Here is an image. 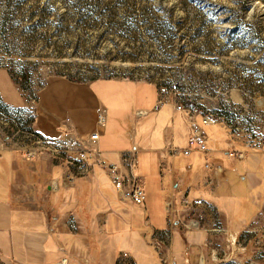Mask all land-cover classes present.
I'll use <instances>...</instances> for the list:
<instances>
[{"label": "rangeland", "instance_id": "rangeland-1", "mask_svg": "<svg viewBox=\"0 0 264 264\" xmlns=\"http://www.w3.org/2000/svg\"><path fill=\"white\" fill-rule=\"evenodd\" d=\"M56 76L101 81L92 85L99 92L136 87L112 77L153 81L189 118L194 110L202 124L201 113L207 112L217 119L209 126L226 127L227 143L220 139L221 152L213 151L210 160L212 167H222L213 186L228 188L223 193L226 216L213 203L207 206L211 220L199 225H208L210 236L192 254L190 243L186 253L176 254L180 264L185 256L192 264H203L201 254L204 264H264V0H0V151L24 157L26 143L16 140L23 131L37 129L50 138L65 135L63 119L45 125L36 121L34 127L36 93ZM75 91L90 92L88 86ZM139 106L152 109L154 103L150 98L133 100L132 123L121 125L124 145H132L129 133L135 123L137 142L151 133L154 144L161 143L165 113L151 110L136 117ZM92 122V116L82 117L74 126L88 129ZM202 126L209 154L211 135ZM240 150L245 156L235 154ZM138 169L139 164V175ZM147 180L141 177L145 190ZM247 195L250 210L240 207ZM184 198L178 224L171 226L190 230V219H198L195 212L201 205ZM231 202L237 206L234 211ZM170 241L164 242L170 246Z\"/></svg>", "mask_w": 264, "mask_h": 264}, {"label": "crops", "instance_id": "crops-1", "mask_svg": "<svg viewBox=\"0 0 264 264\" xmlns=\"http://www.w3.org/2000/svg\"><path fill=\"white\" fill-rule=\"evenodd\" d=\"M112 79L131 82L136 87L124 89L127 92L105 87L99 92L92 88L95 82H101L98 80L67 76L49 79L34 99V127L36 121L45 125L47 121L63 119L69 136L88 137L99 131L100 137L94 146L108 162L122 163L124 153L137 149L139 175L148 178L146 203L137 205L122 198L109 173L98 163H93L89 175L68 182L63 176L65 165L45 156H40L35 163L19 152L3 149L0 151V261L3 264H164L170 254L186 253L189 243L192 254L211 234L206 224L190 230L171 226L177 225L182 215L184 196H188L189 202L201 205L195 212L199 223L211 220L206 208L211 203L226 216L227 201L223 196L226 185L214 188L206 183L214 173L205 163L216 153L213 151L220 150V139L227 143L228 129L206 125L212 141L209 154L201 151L173 154L172 147H183L188 142V111L177 109V102L164 98L162 89L153 81ZM81 86H88L90 92H73ZM148 98L154 103L152 109L139 106L134 114L148 116L151 110L165 113L166 122L159 136L161 143L154 144L151 136L155 135L151 133V136L147 133L145 141L137 142L135 123L129 133L132 145H124L121 125L132 123L133 100ZM102 107L106 109L104 127L98 124ZM88 116L93 119L90 128L80 130L74 126L80 118ZM220 174L222 171L215 178L220 179ZM249 203L250 198L240 204L241 209L246 206L250 210ZM231 204L234 211L237 206ZM234 223L240 225L238 221ZM167 240L170 246L165 244ZM179 242L182 247L178 246ZM163 248L166 251H161Z\"/></svg>", "mask_w": 264, "mask_h": 264}, {"label": "built area", "instance_id": "built-area-1", "mask_svg": "<svg viewBox=\"0 0 264 264\" xmlns=\"http://www.w3.org/2000/svg\"><path fill=\"white\" fill-rule=\"evenodd\" d=\"M176 108L183 109V106L177 103ZM195 115H197V112L192 110L190 116V135L187 144L183 147H172L171 151L173 154L182 152L185 155H189L193 151H208L206 131L202 125L214 124L217 119H213L214 117L210 113L202 112V124H200L195 119ZM106 122V109L102 107L98 112V124L100 127H104ZM14 136L9 138L8 142L10 144L13 143L12 139H14ZM99 137L100 132L94 131L88 137L80 135L69 136L66 133L60 138H50L37 130H33L23 131L22 135H17L16 140L19 144L26 143L23 147L25 158L33 159L37 155L45 156L56 163L65 165L63 176L68 182H73L80 177L89 175L93 163H98L109 173L116 190L122 198L131 200L137 205H144L147 198L146 190L142 184L141 177L135 171L138 163L137 149L124 153L122 163L108 162L103 158L101 151L94 146ZM0 144L3 145V141H0ZM20 148H22L21 145ZM229 153L233 154L234 151H230ZM235 154L240 155V157L245 156L243 150L235 151ZM205 166L208 169H212L214 173L206 181L207 184L213 186L215 175L222 171V167L220 165L212 167L210 161H206ZM184 202H189L188 198H184ZM167 205L169 207L170 204L168 203ZM198 226L199 221L191 218L189 227L196 228ZM204 258L201 254L199 262L204 264ZM0 264H3V262L0 261ZM165 264H178V257L175 254H170ZM184 264H192L188 256H185Z\"/></svg>", "mask_w": 264, "mask_h": 264}]
</instances>
